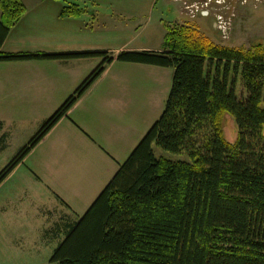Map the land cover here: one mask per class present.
Segmentation results:
<instances>
[{"label":"trees","instance_id":"obj_1","mask_svg":"<svg viewBox=\"0 0 264 264\" xmlns=\"http://www.w3.org/2000/svg\"><path fill=\"white\" fill-rule=\"evenodd\" d=\"M60 1L64 18L100 14L97 4ZM26 11L22 0H0V50ZM165 25L162 51H0V61L103 59L0 172V184L115 60L174 70L162 115L66 227L50 264H264V45L246 50L188 24ZM227 113L238 125L234 143L224 136ZM154 146L189 160L157 157Z\"/></svg>","mask_w":264,"mask_h":264},{"label":"crops","instance_id":"obj_2","mask_svg":"<svg viewBox=\"0 0 264 264\" xmlns=\"http://www.w3.org/2000/svg\"><path fill=\"white\" fill-rule=\"evenodd\" d=\"M22 1L27 11L6 37L4 54L90 51L116 57L122 51L163 49L164 19L159 18L160 30L147 27L163 0H75L100 6L94 22L88 15L62 17L60 0ZM163 2L171 12L169 1ZM102 60L0 61V148L8 146L3 138L13 139L15 129L38 132ZM139 72L152 76L153 87L137 78ZM172 81L168 67L117 60L107 66L0 184L1 189L26 168L12 192L0 198V264H21L26 250L54 253L66 227L87 212L152 127L141 124L139 112L166 105ZM135 87L142 88L137 97Z\"/></svg>","mask_w":264,"mask_h":264},{"label":"rangeland","instance_id":"obj_3","mask_svg":"<svg viewBox=\"0 0 264 264\" xmlns=\"http://www.w3.org/2000/svg\"><path fill=\"white\" fill-rule=\"evenodd\" d=\"M164 1V0H163ZM161 1L154 13V20L147 25L149 31L161 29L159 24L160 19H164V23L188 24L197 27L200 31L217 44L228 45L232 47L251 49L258 44L264 45V0H168L172 8L171 12L164 11V2ZM209 1V2H208ZM199 3V12L191 14V9ZM177 9V10H176ZM208 9V10H207ZM181 15L179 16V13ZM209 12L208 17L199 16L200 13ZM102 22V21H101ZM165 25V24H164ZM165 28V26H164ZM137 68V67H136ZM170 83L173 76V68H169ZM140 73V74H139ZM137 78L145 83V80L150 82L153 87L155 81L152 76L146 72H139ZM164 76V75H163ZM141 78V79H140ZM148 85V84H147ZM242 86L238 85V91H241ZM142 88L135 87L136 97ZM141 109V108H140ZM165 109V103L161 105H152L144 107L143 112H139L140 118L150 123V127L160 118ZM142 110V109H141ZM149 120V121H148ZM15 129L16 135L12 139L10 137L3 138V142L7 143V147L0 148V172L15 158V156L29 143L36 135V131L32 132V124L28 128V133L22 134ZM224 136L229 141L234 143L238 137V125L231 113H227L223 123ZM14 130L11 131L13 133ZM39 131V130H38ZM157 157H165L174 161L189 160L186 153L180 155L172 154L164 151L161 148L154 146ZM26 171L23 167L19 173L10 178L0 189V198L5 194H10L12 189L21 178V173ZM2 184V183H1ZM3 240L0 241V244ZM57 244H55V247ZM53 250H43L37 254L34 250H26L23 252L21 264H50V258ZM28 254L35 256L26 257Z\"/></svg>","mask_w":264,"mask_h":264},{"label":"built area","instance_id":"obj_4","mask_svg":"<svg viewBox=\"0 0 264 264\" xmlns=\"http://www.w3.org/2000/svg\"><path fill=\"white\" fill-rule=\"evenodd\" d=\"M210 1L212 2L213 0H210ZM190 9H191V14H193L194 12L196 13V11L199 12V3H197V6H195V9L194 8H190ZM206 13L209 14V12H206Z\"/></svg>","mask_w":264,"mask_h":264}]
</instances>
